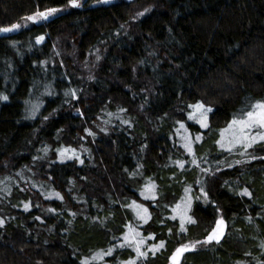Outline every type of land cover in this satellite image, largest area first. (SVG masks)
<instances>
[{
    "label": "trees",
    "instance_id": "obj_1",
    "mask_svg": "<svg viewBox=\"0 0 264 264\" xmlns=\"http://www.w3.org/2000/svg\"><path fill=\"white\" fill-rule=\"evenodd\" d=\"M49 7L62 11L26 21ZM16 22L0 36V179L32 165L34 183L0 225V264H170L197 240L181 264H264V141L217 143L264 100V0H0V27ZM197 101L212 109L207 128L189 117ZM181 121L202 137L195 164L179 145ZM59 147L80 158L59 160ZM144 177L156 198L138 192ZM185 197L194 222L182 230L171 207ZM132 199L151 215L145 232L164 242L143 257L122 238ZM221 217L224 235L205 242Z\"/></svg>",
    "mask_w": 264,
    "mask_h": 264
},
{
    "label": "snow or ice",
    "instance_id": "obj_2",
    "mask_svg": "<svg viewBox=\"0 0 264 264\" xmlns=\"http://www.w3.org/2000/svg\"><path fill=\"white\" fill-rule=\"evenodd\" d=\"M69 4L73 6H78L79 0H69ZM60 11L59 8L56 7H49L44 9L43 11L37 10L31 15H28L25 19L26 21H38L41 19H47L50 15L57 13ZM145 12L148 10L145 9ZM144 13H137L136 16L132 17V19H137L139 16H142ZM21 27V24L19 22L13 23L10 26L6 27H0V32H10L13 30H16ZM37 41L43 40V36H38ZM99 59V57H97ZM74 94V92H73ZM0 98L7 100V95L0 94ZM190 107L193 109V112L189 113V117L192 119H196L199 117V123L202 127L207 128L208 125V113L212 110L210 106H206L202 101H197L196 103L190 105ZM249 110L244 112L242 111L240 116H234L233 119L229 122L227 128L222 129L221 132H230V138L228 139L227 143L224 142V137L222 135L221 140H218L217 143L220 145L221 148L228 147L229 149L233 148L235 145H243L245 148L250 147L252 144L259 141H264V100H256L254 103H251L249 106ZM36 109L35 107L32 109L34 112ZM127 123V121H126ZM181 127L184 128V124L181 121L180 122ZM255 129L256 131L250 135V132ZM186 130V129H185ZM85 131H91L90 129H85ZM202 137L201 135L197 134L195 136V140H200ZM193 141L189 137H185L184 142V148L189 153H194V149L192 147ZM45 151H47V148H45ZM61 153L60 158L64 159L66 158V155L71 151L72 153L75 152L74 149H61L59 150ZM192 163H196L195 156H193ZM240 161H237L239 163ZM83 163V161H81ZM180 165V167H184L183 161H177ZM204 171H209V169H204ZM146 189L155 190V184L154 182L151 185H145ZM186 191H188L186 189ZM201 192H203L204 198H207L208 193L204 192V189L201 188ZM143 195L144 193L141 192ZM242 194H246L248 196H251L252 193L247 189L242 190ZM57 196H59V193H56ZM62 198V197H61ZM191 201L192 198L189 197L183 204V207H181L180 204L176 206L177 215L180 217V223H181V229H185L186 223H193V217L188 215V211L191 208ZM133 205H136V202L133 201ZM29 205L25 204V208H28ZM137 207V216L140 218V220L144 221L146 217H148L150 214L148 213L147 208H145L143 205H136ZM142 210V211H141ZM53 211H55L53 209ZM175 219V217H173ZM251 219V217H249ZM4 221L2 218H0V224H3ZM129 232L125 233V243H128L130 246L135 247L136 252L138 253V256H145L147 255L146 252L141 251V244L144 243L145 238L137 239V236H139V232L136 231L134 228H132L130 225ZM224 229H225V221L223 220V217L218 219L215 222V226L212 228V230L208 233V235L205 237V242H211L216 241L219 242L221 237L224 235ZM171 231V229L169 230ZM152 235V234H150ZM201 243L200 241H196L195 243H189V244H182L179 247L175 249L171 256L172 264H180V259L183 256V254L191 249H194L197 244ZM164 244L163 241L159 242V245L152 244L149 247L152 249H156L158 247H162ZM124 243L120 245V247H123ZM262 247H264V244H262ZM113 251V248H109L107 253H104L103 251L94 253L91 257V259H103L104 255H109ZM89 257H85L83 260V264H88ZM121 264H136L135 259H129L128 261L121 262Z\"/></svg>",
    "mask_w": 264,
    "mask_h": 264
},
{
    "label": "rangeland",
    "instance_id": "obj_3",
    "mask_svg": "<svg viewBox=\"0 0 264 264\" xmlns=\"http://www.w3.org/2000/svg\"><path fill=\"white\" fill-rule=\"evenodd\" d=\"M81 1L82 0H79V4L81 3ZM61 11L62 10L60 9V11H58L55 14L50 15L49 17L54 16V15H57ZM47 19H45V20H47ZM39 21L40 20H38L37 22H39ZM208 115H209V113H208ZM192 120L193 121H196L201 126V124L199 123V117H197L196 119H192ZM207 122L209 124V121L208 120H207ZM184 126H185V124H184ZM202 128H204V127H202ZM177 130H178V133H179V145L181 146V149H183L184 153L186 154V156L189 157L190 160H193V156H195L194 153H189L184 148L185 137L187 136V137H189L193 141V144H192L193 149H194V145H195L194 143L195 142H199V140H195V136H192L191 133H189V131L187 130L186 126L184 128H182L180 123L178 124ZM219 132L220 133H219L218 140H221V137L223 135L224 142L227 143L228 139L230 138V132H224V133H222L221 131H219ZM257 142H260V141L258 140ZM218 146H219V148H221L219 144H218ZM241 147H243V145H239V144L238 145H235L232 148V151H237V148H241ZM45 148H47V151H45ZM61 149H67V148H63V147L57 148L58 159L59 160H68L69 158H80V155H81L80 152L81 151H78V150H75L74 149L75 150L74 153H72L70 151L66 155V158L61 159L60 158L61 153L59 151ZM68 149L71 150V148H68ZM40 151H41L40 152V154H41L40 155L41 156L40 158H43V157H45L50 152V148L46 146V147L41 148ZM35 161H34L33 165L35 164ZM177 161H179V160H177ZM176 162H174L176 164V167H178V169L179 168L181 169L182 167H180V165L178 163H176ZM184 164H185V162H184ZM31 169H32V165L31 166H26V167H24L23 170L18 171L16 174H13L11 176H4V177H2L0 179V196L3 198L2 201L0 200V218H2L3 221H4V223L3 224H0V225H4L5 222L7 221V219L15 218V214H10L9 208L13 204L16 205V202L23 200V198H24V191H26L25 184H27V182L34 183V180H33V177H32L34 174L32 173ZM143 180H144L143 183H141V185L138 188V192L140 194H141V192H143L144 194L143 195L141 194V196L143 198H145V199L150 200V199L156 198L157 197V193H158L156 185H155V190L154 191L145 188V185H151L154 181L151 180L150 178L148 179L147 177H144ZM49 197L50 198H57V197L60 198L61 195L57 196L55 194H49ZM187 199H188V197H185L184 199H181L179 203H176L173 207H171L172 213L173 212L176 213L175 215L179 219H180V217L177 215L176 206L178 204H180L181 207H183V204H184V202ZM133 201H135V200L132 199L130 202H128L129 203L130 210H131V215H132V221L128 224V226L130 225L132 228H134L136 231L139 232V236H137V239L145 238L144 243L141 244L140 247H141V251L146 252L147 255H148V253H150V252H156V250L160 249L161 247H158L155 250L152 249L151 247H149L152 244L159 245V243L154 242L155 236H153L152 233H151L152 235H150V233H146L145 232V229H144V226L148 222V220L150 219L151 215H149L148 217H146V219L144 221L140 220V218L136 214L137 213V210H138L137 207H136V205H143L145 208H147V207L144 204H142V203H136V205H133ZM25 204H28L29 205V202L28 201H25V202L23 201L21 208L26 211L29 208H25ZM68 212H70V211H68ZM188 215H190V212L189 211H188ZM128 232H129V227L126 228V230H125V232H124V234L122 236V238L124 239V241H125V233H128ZM197 241H200V240H197ZM195 242L196 241H187L185 244L195 243ZM200 242L201 243L197 244L195 248H197L198 246L202 245L204 241H200ZM126 244H128V243H126ZM131 247L133 249H135V247H133V246H131ZM135 251H136V249H135ZM172 254H173V252L171 253V255ZM136 255H138L137 252H136ZM104 264H106V263H104ZM170 264H172L171 260H170Z\"/></svg>",
    "mask_w": 264,
    "mask_h": 264
},
{
    "label": "water",
    "instance_id": "obj_4",
    "mask_svg": "<svg viewBox=\"0 0 264 264\" xmlns=\"http://www.w3.org/2000/svg\"><path fill=\"white\" fill-rule=\"evenodd\" d=\"M9 32H0V36H7ZM172 256V255H171ZM171 256L169 258H171ZM171 260V259H170ZM182 258L180 259V263H181ZM172 262V261H171Z\"/></svg>",
    "mask_w": 264,
    "mask_h": 264
}]
</instances>
